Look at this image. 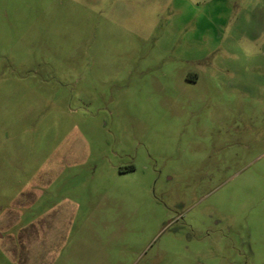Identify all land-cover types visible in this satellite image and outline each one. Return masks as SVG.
Masks as SVG:
<instances>
[{"label": "rangeland", "instance_id": "1", "mask_svg": "<svg viewBox=\"0 0 264 264\" xmlns=\"http://www.w3.org/2000/svg\"><path fill=\"white\" fill-rule=\"evenodd\" d=\"M0 264H264V0H0Z\"/></svg>", "mask_w": 264, "mask_h": 264}]
</instances>
